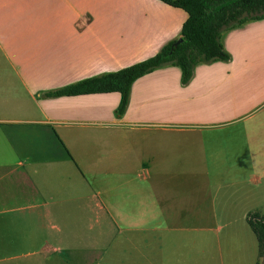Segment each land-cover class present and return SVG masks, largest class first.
<instances>
[{
  "label": "crops",
  "instance_id": "crops-1",
  "mask_svg": "<svg viewBox=\"0 0 264 264\" xmlns=\"http://www.w3.org/2000/svg\"><path fill=\"white\" fill-rule=\"evenodd\" d=\"M186 19L159 0H0V264L258 257L264 19L186 84L173 65L137 79L122 114L118 93L47 96L153 57Z\"/></svg>",
  "mask_w": 264,
  "mask_h": 264
},
{
  "label": "trees",
  "instance_id": "trees-1",
  "mask_svg": "<svg viewBox=\"0 0 264 264\" xmlns=\"http://www.w3.org/2000/svg\"><path fill=\"white\" fill-rule=\"evenodd\" d=\"M167 6L180 9L187 14L179 40L165 45L156 55L142 62L86 79L56 92L49 97H72L93 94L118 93V112L127 106L131 85L144 75L166 65L181 71V82L186 84L193 68L200 63L227 61L228 54L221 44L224 32L235 29L246 22L264 19V0H159ZM246 222L256 238L258 257L256 264H264V215L248 214Z\"/></svg>",
  "mask_w": 264,
  "mask_h": 264
},
{
  "label": "rangeland",
  "instance_id": "rangeland-1",
  "mask_svg": "<svg viewBox=\"0 0 264 264\" xmlns=\"http://www.w3.org/2000/svg\"><path fill=\"white\" fill-rule=\"evenodd\" d=\"M258 49H259L258 51H262L264 47H261L260 45ZM260 70L264 71V67H262ZM247 71H249V69H247ZM248 87H249V80L247 79L244 82L242 81L241 88H248ZM257 213L264 215V206L260 207ZM249 234L251 236L250 239L252 241H255L253 234L251 232H249ZM256 258H257V247L256 246L254 247L252 244V247H248V251L244 253V255L242 256V264H255Z\"/></svg>",
  "mask_w": 264,
  "mask_h": 264
},
{
  "label": "water",
  "instance_id": "water-1",
  "mask_svg": "<svg viewBox=\"0 0 264 264\" xmlns=\"http://www.w3.org/2000/svg\"><path fill=\"white\" fill-rule=\"evenodd\" d=\"M182 40L181 39H179L177 42H176V44H178V43H180Z\"/></svg>",
  "mask_w": 264,
  "mask_h": 264
}]
</instances>
